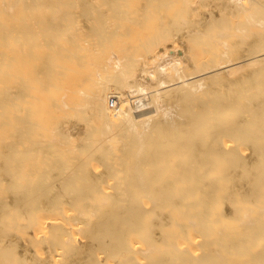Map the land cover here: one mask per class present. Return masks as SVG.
Returning a JSON list of instances; mask_svg holds the SVG:
<instances>
[{
  "label": "bare ground",
  "instance_id": "1",
  "mask_svg": "<svg viewBox=\"0 0 264 264\" xmlns=\"http://www.w3.org/2000/svg\"><path fill=\"white\" fill-rule=\"evenodd\" d=\"M0 264H264V0H0Z\"/></svg>",
  "mask_w": 264,
  "mask_h": 264
},
{
  "label": "rangeland",
  "instance_id": "2",
  "mask_svg": "<svg viewBox=\"0 0 264 264\" xmlns=\"http://www.w3.org/2000/svg\"><path fill=\"white\" fill-rule=\"evenodd\" d=\"M129 67H130V66L128 65V67H127L126 69H129ZM112 97H113V96H109L108 99H107V102L109 103L108 106H109L110 109H114V108L116 107V106H115V107H112L111 104H110V99H111ZM117 100H118V99H117ZM136 105H137V103H136ZM137 108H140V107H137Z\"/></svg>",
  "mask_w": 264,
  "mask_h": 264
},
{
  "label": "built area",
  "instance_id": "3",
  "mask_svg": "<svg viewBox=\"0 0 264 264\" xmlns=\"http://www.w3.org/2000/svg\"><path fill=\"white\" fill-rule=\"evenodd\" d=\"M110 104H111V106H115L116 102H114V100H112Z\"/></svg>",
  "mask_w": 264,
  "mask_h": 264
}]
</instances>
